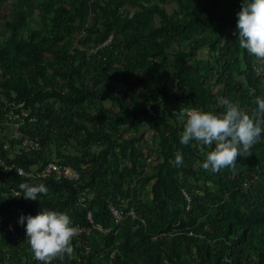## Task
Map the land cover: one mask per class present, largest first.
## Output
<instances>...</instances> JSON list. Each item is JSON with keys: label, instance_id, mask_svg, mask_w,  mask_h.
Wrapping results in <instances>:
<instances>
[{"label": "trees", "instance_id": "1", "mask_svg": "<svg viewBox=\"0 0 264 264\" xmlns=\"http://www.w3.org/2000/svg\"><path fill=\"white\" fill-rule=\"evenodd\" d=\"M18 1L17 11L6 25L9 36L0 49V65L9 67L11 77L4 82L9 101L24 104L26 109L33 111L24 120L21 130L39 141L42 149L19 154L14 161L29 169L48 160L46 152L51 146L59 150L70 139L77 141L81 148L93 140L104 142L98 156L87 152L78 156L68 151L67 163L81 174L77 181L27 179L0 166V190L7 191L8 187L13 195L10 202L0 194V264H41L26 242V221L24 225L14 224V235L8 228L17 217L35 216L45 209L66 213L75 227L89 229V232H79L73 240L72 259L66 257L53 264H264V164L259 166L262 181L257 175L256 183L247 190H230L233 183L252 177L242 164L260 162L264 132L251 148V155L244 162L238 158L235 172L222 169L216 173L215 182L220 187L217 191L205 188L202 195L191 194L188 200L182 189H188L186 175L197 173L196 167L193 162L189 166L183 162L179 167L173 163L177 152H189L201 165L205 160L192 147L197 142L188 146L180 143L183 128L173 124L178 121L176 113L183 108H196L221 114L225 111L222 99L238 103L243 110L252 113L258 107L256 97H264V74L256 72L259 66L256 57L239 48L238 17H233L228 10L231 5L241 9L242 0H227V4L226 0H158L164 4H178L181 14L173 16L162 7L130 0L141 12L135 18L121 21L122 33L135 37L141 32L148 42L137 48L131 70L113 69L108 60L104 61L105 57L115 60L124 54L119 32H116L104 48L108 53L93 66L83 71L81 64L75 66L76 54L64 52L61 58L64 64L52 74L40 64L39 45L27 43L21 33L33 21L34 6L46 12L56 1L46 0L41 5L38 0ZM74 15L65 5H60L51 19V36L47 41L57 44L64 41L74 27ZM155 16L161 21L157 28L151 23ZM194 30L199 34L193 39ZM108 36V33L103 34L104 39ZM159 38L164 42L157 43ZM182 41H189L188 50L173 54L174 43ZM203 46L217 53L215 60H197L192 66H186V59L195 58ZM172 57H175L174 64ZM18 60L26 61L27 74H18L19 70L14 68ZM158 60L159 66L155 62ZM242 63L244 70H241ZM240 74L247 79L246 88L236 83ZM129 79L149 104L143 109V120L160 136L158 145L164 160L154 172L156 181L151 191V206L134 205L137 217L132 219L127 215L131 204L123 218L116 221L109 207L120 202L118 193L127 196L124 187L127 185L130 189L132 186V175L139 174L145 163L144 154L131 144L129 155L124 154L128 164L120 170L114 150L116 146L123 147L122 150L125 147L107 136L112 122L102 118L98 126L89 127L81 120L88 118L91 122L94 116L87 112L104 111L107 99L126 106L136 105L135 97L127 92ZM137 80L145 88H141ZM147 81L154 84L150 95L146 94L149 91ZM223 84L224 88L215 92ZM11 92L15 93L14 97ZM52 100L60 104L58 110ZM4 106L0 100L1 127L13 122L6 116ZM2 151L0 144V156L10 163L7 153ZM181 172L184 179L179 178ZM22 183H43L48 194L39 195L35 201L26 200L19 188ZM89 194L93 197L88 198ZM82 196L84 202L80 201ZM20 210L23 212L19 213Z\"/></svg>", "mask_w": 264, "mask_h": 264}, {"label": "rangeland", "instance_id": "2", "mask_svg": "<svg viewBox=\"0 0 264 264\" xmlns=\"http://www.w3.org/2000/svg\"><path fill=\"white\" fill-rule=\"evenodd\" d=\"M55 4L52 7H49V11L44 12L40 7L34 6L32 8V19L33 21L30 25L23 29L21 36L27 42H34L40 47V60L45 68L47 73L52 74L56 71L57 68L64 64V59L62 60V56L64 52H68L70 55H75L77 60L75 62V66L78 64L82 65V70L85 71L89 67L93 66L95 61L103 54L108 53L104 48L112 39V36L119 32V39L121 41V48L124 54L117 57L115 60L104 58L108 60V64L111 65L113 69L115 68H127L132 69L131 63L134 58V54L137 48H140V44H147L142 36L141 32H137L135 37H128V35L122 33L121 21L127 18H135L140 12L141 8L138 5H132L130 0H116L112 2L111 0H55ZM18 0H0V49L4 46L6 41L8 40L9 32L7 30V22L12 19L13 14L17 11ZM223 2V0H221ZM37 3L39 5L45 4L46 0H38ZM142 3L145 6H158L165 9L168 15L173 16L175 14H181V10L179 6L175 2H170L167 4L161 3L158 0H142ZM225 4V2H224ZM227 4V0H226ZM60 5H65L66 8H69L74 15V23L73 29L71 33L67 34L64 41L61 43L49 42L47 41L51 36V19L54 16V11L60 7ZM235 6V5H234ZM234 6H230L228 10L232 13L233 17H238L237 13L240 11V8H235ZM45 16V19L43 17ZM152 25L157 28L161 26V21L158 16H155L151 21ZM196 37L197 32L193 31ZM204 33V29L201 30ZM108 33V38L104 39L103 34ZM157 43L164 42L163 38H159ZM189 41H182L181 43H174L172 46L173 54L179 50H188ZM214 56H217V53L212 52L208 46H203L199 48L197 51V55L195 58H188L185 61L186 66H192L195 64L197 60L204 61H214ZM158 66L160 65V60L155 61ZM171 62L174 64L175 57H172ZM27 63L24 60H18L14 68L19 70L18 74H27L26 67ZM241 70H244V64H241ZM9 67L5 65H0V100L5 104L4 112H6V116L12 120V123H7L3 126L2 135L0 139V144L9 145L11 151H6L8 157L14 158L21 154L19 151L21 149L22 139L26 135L21 130L24 120L29 118L33 111L32 109H26L24 104H16L9 101L7 97V90L4 87V82L7 81L11 75L8 70ZM178 74H181L178 73ZM126 78V76H123ZM127 92L132 95L136 99V105L126 106L120 103L112 102L109 99L104 101L105 110L102 112H97L94 110H89L87 113L94 116L91 120L87 118L85 120L82 118V122H84L87 126H98V121L102 118H106L108 122H112V126L108 127L106 134L110 137L111 140H116L118 143L123 144L125 147H115L114 152L117 154L118 162L120 164V170L124 169L128 162L127 158L124 157V154L129 155L130 153V145L134 144L140 150H142L145 158V163L141 168L139 174H133L132 180L133 184L128 189L126 185L124 190L127 192L126 197H122L121 193H118V199L120 202L115 205L119 210H127L130 208V205L133 204L131 209L134 212L132 215L129 212L127 215L131 216L132 219L137 217L134 205H143L150 207L152 204L153 195L151 193L153 184L156 181V176L154 172L156 171V167L163 162V157L160 154L158 140L159 135L149 128L147 123L143 120V109H147L149 104L146 101L145 96L142 95V92L139 91L136 85L130 81H126ZM141 88H145L141 81H138ZM148 90L146 92L147 95L151 94V91L154 88V84L147 81ZM236 83L244 88L247 87V79L243 74H240ZM225 84L218 86L215 89V92L224 88ZM140 88V90H141ZM12 97L15 96V93L11 92ZM51 102L54 103V107L56 110L60 108V104H56L54 100ZM37 106V103L36 105ZM175 126L184 127V122L179 120L173 123ZM110 126V125H109ZM102 139L93 140L85 147H79L77 141L70 139L68 140L59 150L56 149L55 146H51L50 149L46 152V156L49 160H55L62 163H67L66 156L69 155V150H72L74 154L81 155L84 152L89 153L90 155L98 156L99 153L103 149ZM126 142V143H125ZM192 147L198 152V156L203 159H206V153L211 149H205L199 143H193ZM5 152V151H2ZM200 152V153H199ZM262 157L260 162L257 165L251 163L249 165L242 164V167L246 168L247 174L252 177L246 178L244 181H237V184L233 183L230 186V190H243L248 189L251 184H255L258 177L260 176L261 180L263 179V173L259 171V166L264 164V148L261 149ZM184 164L189 166L192 162L193 167H196L197 173H189L186 175L188 182V189H182V193L187 196L188 199H191V194L194 196L202 195L204 193L205 188H209L212 191H217L220 187L217 186V176L216 173L206 171L201 168V162L196 160L189 152L182 153ZM247 157V156H246ZM246 157H239L241 162L245 161ZM84 168V167H83ZM257 171V173H256ZM184 173H179V178H183ZM199 179H196V178ZM232 178H236L235 174L232 175ZM7 187V191L0 190L1 197L8 198V201L11 202L12 193ZM128 189V190H127ZM226 190V188L224 189ZM244 191V190H243ZM257 194V192L255 193ZM88 198L93 197L92 194L87 195ZM84 198L82 196L81 200L84 202ZM22 211H20L21 213ZM18 222V221H17ZM16 224L13 220L11 224ZM139 226V225H137ZM78 232L81 231L80 227H76ZM9 229V228H8ZM10 231V230H9ZM26 236V235H25ZM27 237V236H26Z\"/></svg>", "mask_w": 264, "mask_h": 264}, {"label": "clouds", "instance_id": "3", "mask_svg": "<svg viewBox=\"0 0 264 264\" xmlns=\"http://www.w3.org/2000/svg\"><path fill=\"white\" fill-rule=\"evenodd\" d=\"M238 46L256 57L258 75L264 74V0H242L237 13ZM225 111L221 114L196 108H183L176 113L184 122L180 143L188 146L193 141L211 149L201 165L206 171L219 173L222 169L237 170L238 158L251 155V148L259 142L264 132V97H256L258 105L252 113L243 110L238 103L222 99ZM183 155L177 152L174 164L183 165ZM19 175L22 171L18 170ZM19 188L26 200H37L48 194V188L40 183H22ZM21 196V195H20ZM26 221V242L41 264H53L74 256L73 240L79 235L70 216L53 210H41L37 215H21L19 223Z\"/></svg>", "mask_w": 264, "mask_h": 264}, {"label": "built area", "instance_id": "4", "mask_svg": "<svg viewBox=\"0 0 264 264\" xmlns=\"http://www.w3.org/2000/svg\"><path fill=\"white\" fill-rule=\"evenodd\" d=\"M2 130H3V126L2 127L0 126V139L2 135ZM1 145H2L3 151L5 152L8 150L11 151L9 148V145H4V144H1ZM21 149L22 150L19 151L21 154L28 153L30 151L38 152L42 149V145L39 141L32 139L30 136H25L21 142ZM15 158L16 157L11 158V159L9 158L11 162L7 163L6 160L0 156V166H2L3 170L12 172L23 178H27V179L53 178L55 180L66 179L70 181H77L81 177L80 171L68 163H62V162L48 159L46 161H41L40 163L36 165L30 166L29 169H26L24 167L19 166L14 161ZM17 169L21 170L23 174L19 175ZM15 194L18 195V193H15ZM186 198L188 199L187 196ZM109 209L116 221H119L121 218H123V215H124L123 210H119L115 205H110ZM20 211L23 212V210H20ZM130 213L134 215V212L132 209L130 210ZM19 218L20 217H17L14 221L16 223L17 221L19 222ZM89 218H91V214L89 215ZM80 229L81 231L79 232H89L88 228L80 227ZM9 230L13 235L16 233L14 224H11V226L9 227Z\"/></svg>", "mask_w": 264, "mask_h": 264}]
</instances>
